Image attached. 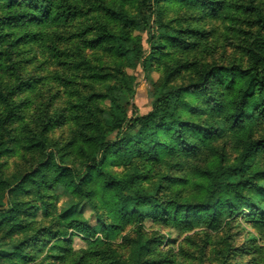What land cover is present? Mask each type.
<instances>
[{
	"label": "trees",
	"instance_id": "16d2710c",
	"mask_svg": "<svg viewBox=\"0 0 264 264\" xmlns=\"http://www.w3.org/2000/svg\"><path fill=\"white\" fill-rule=\"evenodd\" d=\"M137 66L159 80L128 118ZM57 186L94 226L53 214ZM241 215L264 228V0H0V264H42L40 246L57 264H172L145 220L210 233ZM74 235L100 246L76 254Z\"/></svg>",
	"mask_w": 264,
	"mask_h": 264
},
{
	"label": "rangeland",
	"instance_id": "374dc122",
	"mask_svg": "<svg viewBox=\"0 0 264 264\" xmlns=\"http://www.w3.org/2000/svg\"><path fill=\"white\" fill-rule=\"evenodd\" d=\"M208 27L216 29V36L213 38L219 39V44H222L223 27L219 25V22H207ZM156 26L151 27V33L155 34ZM141 38V44L144 49V53L149 52V46L147 44L148 35L146 32L136 33ZM229 51H226L224 56ZM48 69L51 70V66L48 65ZM32 71V70H29ZM45 72V73H44ZM38 72L39 79H43L49 76L46 71ZM128 73L135 77V93L133 98L129 101L127 108V117L131 118L132 113L135 110L138 116H143L152 110L153 99L150 97L154 86L159 80V74L151 69L148 72H143L142 69L137 66L133 70H128ZM46 86L45 84L40 85ZM45 99L52 100V95L55 94L56 89L53 86H49L45 89ZM56 106V104H53ZM134 106V109H132ZM63 130L56 133V136L60 135ZM57 138V137H56ZM53 214H61L74 205L76 218L87 222L90 226H94L93 212L87 203L75 204L72 196L66 192L62 187L57 186L53 193ZM185 198L190 199L189 195ZM143 215H148L149 210L141 209ZM247 213L244 214L246 216ZM243 215L239 216L235 223H232L229 227L223 229V223L215 229L213 232L207 233L204 229H195L191 232L180 233L176 230H163L157 229L153 226L152 221L145 220L144 227L149 232H156L164 237L163 243L160 246L165 252H171L172 264H218L219 255H224L227 248L236 250L237 260L240 264H264V228L257 230L254 228L250 219H245ZM38 223H41L43 227L53 228V223L49 220H42L39 216L35 219ZM130 233L129 228L124 232ZM206 233L209 237H205ZM191 238V241L185 239ZM120 241L117 240L115 245H119ZM100 246V243L95 240H87L82 236L74 235L70 243V249L72 252L79 254L80 252H86L94 248V246ZM15 245L9 242H0V255L8 254L14 251ZM49 251H48V250ZM240 250V252H238ZM36 259L38 257H45L39 262L42 264L56 262L49 260L50 256L61 255L62 250H51L49 246H40L35 248ZM48 251V252H47ZM241 251L244 252L241 254ZM228 262V261H227ZM66 264H73L72 261L66 262Z\"/></svg>",
	"mask_w": 264,
	"mask_h": 264
}]
</instances>
